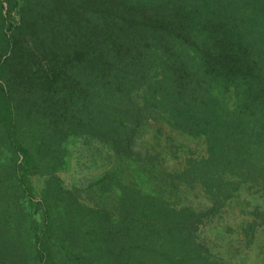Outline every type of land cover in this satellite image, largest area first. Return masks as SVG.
<instances>
[{
    "label": "trees",
    "instance_id": "1",
    "mask_svg": "<svg viewBox=\"0 0 264 264\" xmlns=\"http://www.w3.org/2000/svg\"><path fill=\"white\" fill-rule=\"evenodd\" d=\"M13 3L0 0V264H217L201 228L242 190L264 194V0H22L19 21ZM151 122L206 156L170 172L165 153L140 155ZM73 136L121 160L99 182L115 206L61 187ZM193 187L209 207L183 201Z\"/></svg>",
    "mask_w": 264,
    "mask_h": 264
},
{
    "label": "rangeland",
    "instance_id": "2",
    "mask_svg": "<svg viewBox=\"0 0 264 264\" xmlns=\"http://www.w3.org/2000/svg\"><path fill=\"white\" fill-rule=\"evenodd\" d=\"M21 2L22 0H14L12 4L14 21L20 19L18 10ZM169 135V129L165 125L159 126L151 122L141 129L136 141V151L144 157L154 155L155 152L165 153L161 156V163L170 172L181 171L188 158L201 159L206 156V146L203 143L186 142L176 145L167 142ZM62 151L64 162L56 172L61 187L76 191L82 204L88 208L115 206L118 192L102 193L99 185L105 175L117 172L121 162L110 146L88 137L73 136L64 142ZM11 157V154L0 150V164H8ZM39 178L37 176L34 182ZM40 181L42 183L43 180L40 178ZM182 198L197 209L211 205L208 197L198 187L184 189ZM38 200L33 199L34 204ZM28 205L32 207L30 203ZM258 206L264 210V194H251L242 190L217 215L212 224L201 228L200 240L210 247L217 264H264V224L255 229L248 226V221L254 219L251 212ZM33 207L36 218L40 221V210L37 205Z\"/></svg>",
    "mask_w": 264,
    "mask_h": 264
}]
</instances>
